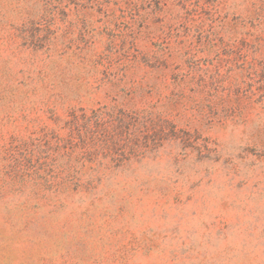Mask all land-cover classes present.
<instances>
[{
	"label": "rangeland",
	"instance_id": "374dc122",
	"mask_svg": "<svg viewBox=\"0 0 264 264\" xmlns=\"http://www.w3.org/2000/svg\"><path fill=\"white\" fill-rule=\"evenodd\" d=\"M0 264H264V0H0Z\"/></svg>",
	"mask_w": 264,
	"mask_h": 264
}]
</instances>
